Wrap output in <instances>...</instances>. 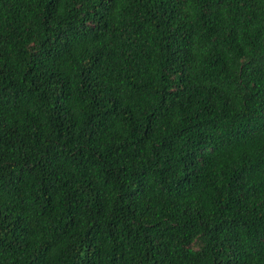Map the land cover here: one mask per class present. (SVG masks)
<instances>
[{"label": "trees", "instance_id": "16d2710c", "mask_svg": "<svg viewBox=\"0 0 264 264\" xmlns=\"http://www.w3.org/2000/svg\"><path fill=\"white\" fill-rule=\"evenodd\" d=\"M0 264H264V0H0Z\"/></svg>", "mask_w": 264, "mask_h": 264}]
</instances>
